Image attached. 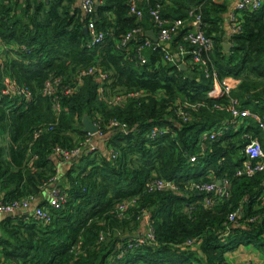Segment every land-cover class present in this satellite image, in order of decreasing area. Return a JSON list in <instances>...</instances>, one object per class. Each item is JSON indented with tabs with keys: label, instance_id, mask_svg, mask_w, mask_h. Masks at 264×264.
I'll use <instances>...</instances> for the list:
<instances>
[{
	"label": "trees",
	"instance_id": "obj_1",
	"mask_svg": "<svg viewBox=\"0 0 264 264\" xmlns=\"http://www.w3.org/2000/svg\"><path fill=\"white\" fill-rule=\"evenodd\" d=\"M99 1L92 18L105 38L89 47L90 16L75 0H0V139L10 138L9 144L0 141V200L40 197L58 175L57 148L71 152L89 138L86 115L109 134L108 146L117 154L83 150L69 160L59 185L66 201L59 209L42 204L51 210L50 222L5 216L0 264H228L226 251L237 246L263 249L264 172H236L251 139L264 148V131L246 118L239 130L203 143L206 130L223 127L231 114L217 106H227L226 99L208 96L212 80L193 62L194 46L185 36L190 12L198 10L214 40L207 67L221 79H240L232 95L242 108L264 114V5L242 12L241 32L228 36L229 0L162 1V18L185 20V26L170 48L152 42L140 51L146 32H159L150 13L159 3L149 8L140 1L138 17L131 0ZM136 29V38L123 44ZM180 46L187 54L176 57ZM8 81L20 87L19 95L3 94ZM112 121L119 125L110 127ZM224 178L230 196L210 205L213 194L193 187ZM155 179L177 188L150 190Z\"/></svg>",
	"mask_w": 264,
	"mask_h": 264
},
{
	"label": "built area",
	"instance_id": "obj_2",
	"mask_svg": "<svg viewBox=\"0 0 264 264\" xmlns=\"http://www.w3.org/2000/svg\"><path fill=\"white\" fill-rule=\"evenodd\" d=\"M140 0H131V13L136 14L138 17L143 15V11L139 8L138 2ZM83 9L87 16H90V21L87 26L88 32L90 34V41L88 46L93 47L94 45H98L103 42L105 38V34L103 32H99L96 28L95 20L92 18L96 1L95 0H82ZM157 5V8H153L151 10V14L154 17L155 25L158 29L159 38L162 41L171 40V38L176 35L179 29L185 26L186 21L182 19H177L174 21H168L162 18L160 12V2ZM264 5V0H238L231 7L228 17H229V29L230 35L237 34L242 30V12L246 10L256 11L259 10ZM198 10H193L190 12L191 19L187 22V24L191 27V30L186 34L185 39L188 40L194 46L193 50L190 52L192 60L195 64L201 65L206 73V76L212 80V87L208 92V96L211 98H222L226 99L227 106L218 104V108L224 109L226 108L230 114L231 119L226 122L223 127H214L211 130H206L203 134V143L206 140H217L222 137L229 129L239 130L245 124L246 118H251L256 122L257 126L261 130L264 131V114H260L254 111H251L249 108H242L241 102L238 98L232 95L233 87L229 84H226L223 79L220 78L217 70L212 67L210 70L207 66L209 64V54L214 49V40L207 36L204 27L206 26L201 15H196ZM141 32V29L133 30L128 33L124 38L123 44H126L130 40L136 38V34ZM153 40L149 37L144 42L142 46H140L139 50L141 51L145 46H150ZM189 53V52H188ZM187 54V51L184 53ZM168 57V56H167ZM142 62H146L143 56H140ZM102 78H106L105 74H101ZM51 85L48 82L47 88L45 92L47 94H51ZM70 90H67V93H70ZM21 93V89L14 82L8 81L6 82L5 88L3 89L4 95L15 96ZM26 97L28 100L31 98V92L29 90L26 91ZM119 100V98H117ZM57 109L60 110L59 105H56ZM182 114L183 111H182ZM100 126V130L97 134H102L103 130L100 124L96 123ZM119 123L116 121H112L109 125L110 127L118 126ZM239 126H241L239 128ZM40 134V132L36 133V137ZM92 136V135H91ZM90 137V136H89ZM89 139V138H88ZM87 139V140H88ZM86 140V141H87ZM245 153L246 159L244 160L241 167L237 169L236 174L238 176H248L251 177L258 172H264V148L262 142L258 138L251 139L245 145ZM81 149L77 148L73 151H66L64 149L57 148V154L63 156L66 159H71L74 156H77L81 153ZM76 154V155H75ZM111 158H116V152L111 148L110 151ZM198 157L196 155L191 157L192 162H196ZM221 185H218V181L216 182H206V183H194L193 187L199 192H206L209 194H213V198H208L206 203L208 205L214 202V198L218 197H229L230 196V181L227 178L221 179ZM172 188L176 189L177 187L173 184L172 181H165L161 179H155L150 182L149 189L150 190H158V189H166ZM66 193L62 192L59 187L51 192L49 204L53 209H59L62 207V203L66 201ZM261 198L264 200V182L262 184ZM34 198H25L22 200H16L14 202H3L0 200V213L14 214L17 211L28 209L32 200ZM120 208L124 209L125 204H122ZM237 212L230 214L229 220L234 222L237 217ZM35 218L40 221H44L48 223L51 221L52 215L51 210L49 208L40 207L37 208L36 211L32 214ZM152 228H149L147 232V236L153 238L154 234L152 233ZM134 246L132 243L129 244L128 247Z\"/></svg>",
	"mask_w": 264,
	"mask_h": 264
},
{
	"label": "crops",
	"instance_id": "obj_3",
	"mask_svg": "<svg viewBox=\"0 0 264 264\" xmlns=\"http://www.w3.org/2000/svg\"><path fill=\"white\" fill-rule=\"evenodd\" d=\"M46 1L49 2V0H46ZM140 1H141L140 5L144 6L145 4H149V8H150L151 5H153L155 2H162V1H169V0H140ZM237 1L238 0H232L230 9H231V6H233V4H235ZM100 5H101L100 1H99V5H97V2H96V6H100ZM74 6L80 9H83L84 7L82 0H75ZM228 23H226V31H227V35H230L231 33L229 29L230 25H227ZM156 34L159 36L158 33ZM171 40L162 41L159 38V43L165 44L167 48H170L173 42ZM12 49L16 50L15 46H13ZM1 51H2V47L0 45V64L2 62V56H1L2 52ZM185 52H186V49L180 46L179 51L175 52V56L181 57L182 53L184 54ZM223 81L226 84L231 85L233 87V90L236 89L238 85L241 83L240 79H236L235 77H230V76L224 78ZM261 105L264 106V104H261ZM89 136L90 137L85 142V146L83 150L90 151V152H96L97 154H101L102 156H110L111 148L108 146V143H107L108 138H105L104 135H93V136L89 135ZM0 141L1 143L9 144L10 138L8 135H5V137L1 138ZM54 159H55L57 170H58V175L54 179V182H52L50 185L43 188L42 195L40 197L34 198L28 209L17 211L14 214L0 213V221L5 216H11L12 218H15V217H22L23 215H25L26 217L27 215H32L36 211L37 208H40V207L47 208L48 207V206H42L43 202H48L49 204L51 192L57 189L59 185L65 180L64 174L71 168V165H72V161H69L70 159H66L59 154H57ZM225 257H226V261L228 264H264V247L263 249H260V246L253 245V244L240 245L231 250L226 251Z\"/></svg>",
	"mask_w": 264,
	"mask_h": 264
},
{
	"label": "water",
	"instance_id": "obj_4",
	"mask_svg": "<svg viewBox=\"0 0 264 264\" xmlns=\"http://www.w3.org/2000/svg\"><path fill=\"white\" fill-rule=\"evenodd\" d=\"M97 5H99V0L96 1ZM85 32L88 33V28H85ZM146 35L153 40L154 43H159V36L156 34V32L154 30H150L146 32ZM224 47L226 48L227 51H230L232 48L231 43L229 42H225L224 43ZM183 48V47H182ZM179 57V56H178ZM183 69H187V66L185 64H182L181 66ZM83 126H84V132H86L89 135H95L96 133H98V131L100 130V126H98L95 122H93L91 120V118L86 115L83 119ZM218 185H221V181L218 180ZM141 236H137V238L139 239ZM143 237V236H142Z\"/></svg>",
	"mask_w": 264,
	"mask_h": 264
},
{
	"label": "rangeland",
	"instance_id": "obj_5",
	"mask_svg": "<svg viewBox=\"0 0 264 264\" xmlns=\"http://www.w3.org/2000/svg\"><path fill=\"white\" fill-rule=\"evenodd\" d=\"M218 3H221V2H224L225 0H216ZM228 2H231L232 3V0H229ZM231 5V4H230ZM232 7V6H231ZM226 19H227V23L229 22V17H228V15H227V17H226ZM227 25H229V23L227 24ZM241 126H239V128H240ZM234 131H237V130H234ZM97 135H104L105 136V138H108V136H109V134H107V133H102V134H97ZM93 136V135H92ZM86 142V141H85ZM84 146H85V143H84ZM84 146H82L80 149L83 151V148H84ZM81 151V152H82ZM111 151V150H110ZM76 155V154H75Z\"/></svg>",
	"mask_w": 264,
	"mask_h": 264
}]
</instances>
